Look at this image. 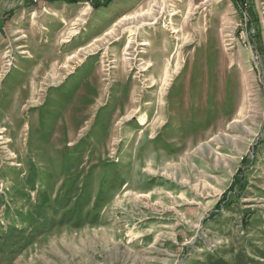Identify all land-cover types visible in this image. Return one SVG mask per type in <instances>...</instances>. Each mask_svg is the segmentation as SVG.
<instances>
[{"label": "rangeland", "instance_id": "obj_1", "mask_svg": "<svg viewBox=\"0 0 264 264\" xmlns=\"http://www.w3.org/2000/svg\"><path fill=\"white\" fill-rule=\"evenodd\" d=\"M103 1L0 36V264H264L262 0Z\"/></svg>", "mask_w": 264, "mask_h": 264}, {"label": "crops", "instance_id": "obj_2", "mask_svg": "<svg viewBox=\"0 0 264 264\" xmlns=\"http://www.w3.org/2000/svg\"><path fill=\"white\" fill-rule=\"evenodd\" d=\"M62 1L63 3L59 4L58 2ZM81 3L79 7L69 8L68 2L63 0H47L37 5H32L28 3L27 0H0V36H3V33L9 26H13L14 22L20 20V16L24 15L26 12L25 8H32L33 14L42 15L45 18V15H52L57 19H60L61 22H67V20H76L86 21L88 15L94 13V8L92 7L94 3H85L83 1H76ZM75 2V3H76ZM68 9H74L76 11L75 17H67L65 11Z\"/></svg>", "mask_w": 264, "mask_h": 264}, {"label": "built area", "instance_id": "obj_3", "mask_svg": "<svg viewBox=\"0 0 264 264\" xmlns=\"http://www.w3.org/2000/svg\"><path fill=\"white\" fill-rule=\"evenodd\" d=\"M28 3L32 4V5H37V4H40L42 2H45L47 0H27ZM76 1H83L85 3H95V2H98V1H103V0H76ZM239 3H240V6L243 8V9H248V7L250 6V0H237ZM261 7H260V15H261V28L263 29L264 31V0L261 1ZM250 34L251 35H255L256 33V28H254L253 26H251L250 28Z\"/></svg>", "mask_w": 264, "mask_h": 264}, {"label": "trees", "instance_id": "obj_4", "mask_svg": "<svg viewBox=\"0 0 264 264\" xmlns=\"http://www.w3.org/2000/svg\"><path fill=\"white\" fill-rule=\"evenodd\" d=\"M64 2H76V0H63ZM111 0H106V4L105 5H108V3L110 2ZM102 3H104V1H98V2H95L94 4L96 5V7H99ZM248 11L250 12V6L248 7ZM252 22H253V20H252ZM258 23V22H257ZM252 25V24H251ZM258 27L259 28H257L256 29V33H255V35H251V37L253 38V41L254 42H256V39L258 38V37H260L261 36V32H262V28H261V26H259V24H258ZM240 178L238 177V176H236L235 178H234V180H233V183H232V185H233V187H232V189H234V187L236 186H238V185H240L241 184V181L239 180ZM231 189V190H232Z\"/></svg>", "mask_w": 264, "mask_h": 264}, {"label": "bare ground", "instance_id": "obj_5", "mask_svg": "<svg viewBox=\"0 0 264 264\" xmlns=\"http://www.w3.org/2000/svg\"><path fill=\"white\" fill-rule=\"evenodd\" d=\"M144 14L142 13V14H139V15H137L136 17H133V18H130V20H132V19H136V18H138V16L140 17V16H143ZM125 21H127V20H125ZM129 21V20H128ZM133 21V20H132Z\"/></svg>", "mask_w": 264, "mask_h": 264}]
</instances>
